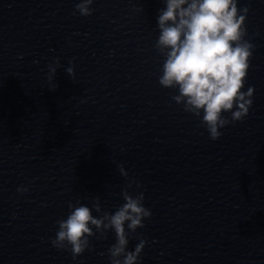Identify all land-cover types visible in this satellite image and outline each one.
<instances>
[{"label":"water","instance_id":"water-1","mask_svg":"<svg viewBox=\"0 0 264 264\" xmlns=\"http://www.w3.org/2000/svg\"><path fill=\"white\" fill-rule=\"evenodd\" d=\"M79 2L0 0V264H110L112 231L76 260L51 240L68 202L115 211L125 188L152 211L140 264H264V0H241L254 103L216 140L158 82L163 0Z\"/></svg>","mask_w":264,"mask_h":264},{"label":"clouds","instance_id":"clouds-1","mask_svg":"<svg viewBox=\"0 0 264 264\" xmlns=\"http://www.w3.org/2000/svg\"><path fill=\"white\" fill-rule=\"evenodd\" d=\"M93 3L80 0L75 8L80 15L89 16ZM163 4L156 17L158 36L154 44L163 58L158 82L176 90L171 99L197 117L210 138L216 140L222 135L221 128L243 120L254 103L255 86L245 88L255 49L252 40L246 38L250 7L241 0H163ZM59 63L56 58L55 64ZM56 71L50 64L49 80ZM66 71L74 75L73 67ZM120 172L127 176L123 166ZM133 183L137 189L141 187L135 180L128 187ZM17 191L23 193L28 188L18 187ZM121 195L124 202L115 211L102 210L99 197H94L91 206L79 200L68 202L69 213L56 222L52 246L69 251L76 260L89 249L91 237L112 231L115 242L107 249L110 264H140L146 240L140 238L132 250L128 245L152 211L144 205L142 191L133 195L125 188Z\"/></svg>","mask_w":264,"mask_h":264}]
</instances>
